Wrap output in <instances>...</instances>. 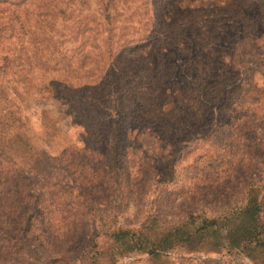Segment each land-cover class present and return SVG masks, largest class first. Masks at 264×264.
I'll return each mask as SVG.
<instances>
[{
    "label": "rangeland",
    "instance_id": "1",
    "mask_svg": "<svg viewBox=\"0 0 264 264\" xmlns=\"http://www.w3.org/2000/svg\"><path fill=\"white\" fill-rule=\"evenodd\" d=\"M14 1L68 13L43 31L5 32L12 51L0 70L10 88L0 98V144L5 112L18 107L30 118L22 132L43 156L33 165L3 162L11 172L0 176V264H91L92 209L131 230L155 219L169 230L192 214L235 212L250 186H264V0ZM107 3L115 6L112 35ZM218 82L243 85L245 107L223 113L198 99L200 85ZM51 83L61 87L57 100ZM90 115L118 123L117 169L110 140L88 149L82 122ZM113 251L101 238L98 264H253L186 247L160 258L115 259Z\"/></svg>",
    "mask_w": 264,
    "mask_h": 264
},
{
    "label": "trees",
    "instance_id": "2",
    "mask_svg": "<svg viewBox=\"0 0 264 264\" xmlns=\"http://www.w3.org/2000/svg\"><path fill=\"white\" fill-rule=\"evenodd\" d=\"M114 7L113 3H107L102 10L104 21L107 23L106 26L111 35L113 33ZM67 13L68 8L64 9L61 4L52 2L28 5L26 2L0 0V70L9 65L12 51L10 41L5 36L6 31H11L12 33H15L16 30L23 33L25 31L31 33L33 29L43 31L48 27L49 20H55L59 16L64 17ZM34 19L38 21L36 25L32 23ZM4 21H6L9 28H5ZM118 82L120 81L117 80L113 83L118 85ZM50 86L52 88L51 96H57V93H62L61 87L56 83H51ZM9 89L7 84L0 81V98ZM197 92L198 99L218 106L223 113L228 111L235 113L237 109H242L246 105V101L240 100V94L244 93L243 85L230 87L225 83L221 84L219 82L216 84H202L197 88ZM56 96H54V99H59ZM114 97L115 93L113 94ZM234 105L237 107L232 109ZM15 109L17 111H13L11 108L6 110L4 117L10 118L4 119L2 123L6 134L1 138L2 144H0V176L11 172L8 169L9 164L5 165L3 163L5 159L33 165L41 160L43 156V153L33 146L31 139L21 130V127L25 128V122L26 120L29 121L30 118L27 115L22 117L20 115L21 109L18 107ZM175 110L165 112L159 110L158 116L168 117L174 114ZM38 111H40L39 108L33 109V116H36ZM44 111L46 110H42L43 115L45 114ZM55 112L59 116L63 114L65 117L68 116V112L63 108ZM93 119L94 116L92 115L83 117L82 127L87 147L90 151H95L93 146H91V142L95 146L100 143L102 137H105L106 141L110 140L111 152L109 161L113 164L112 168L117 169L119 160L122 157L121 131L118 123L111 128L107 123L95 122ZM109 132L111 135L107 136ZM263 187L260 185L250 186L246 203L235 212L226 213L218 217H209L206 214L198 213L192 214L184 224L169 230H163L158 227L156 219L146 222L140 228L131 230L117 226V221L110 215L92 209L91 214L94 217L97 232L92 239L91 264H98L101 259L99 240L103 237L113 242L114 251L112 255L115 259L119 255L126 256L134 253H143L153 258H160L162 255H168L172 250L186 247L194 252L236 255L249 259L253 264H264ZM49 190L51 188H46L43 191L44 196L51 194ZM3 194V191L0 192L1 211L6 208V203L3 199L5 194ZM45 202L48 205V201L46 200Z\"/></svg>",
    "mask_w": 264,
    "mask_h": 264
}]
</instances>
